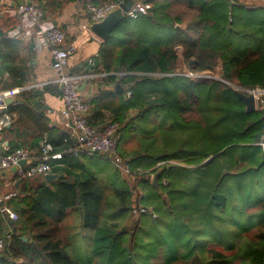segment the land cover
Listing matches in <instances>:
<instances>
[{"label":"trees","instance_id":"obj_1","mask_svg":"<svg viewBox=\"0 0 264 264\" xmlns=\"http://www.w3.org/2000/svg\"><path fill=\"white\" fill-rule=\"evenodd\" d=\"M69 1H39L37 6L48 13L50 7L60 9ZM82 1L100 5L122 0ZM142 1L150 4L148 14L127 17L129 23L126 22L121 38H114V30L102 41L91 68L107 73L103 81L119 83L122 92L115 97L101 93L90 110L93 124L106 119L119 124L116 155L131 172L141 170L136 180L142 195L134 197V189L123 179L119 168L103 155L99 156L113 165L108 180L100 174H73L70 169H56L62 175L51 182L42 177L18 180V193L4 203L17 219L11 221L0 213V264H110V259L118 260V264H264V198L245 207V219L240 225L248 226L230 240L217 237L213 231L214 240L188 256L201 242L195 239L201 236L195 232V238L178 237L183 230L192 228L184 219L171 223V229L179 232L173 231L167 245L161 244L153 254L152 246L142 248L148 251L145 262L134 254L143 228L141 216L157 220L161 215L155 205L144 201L145 188L157 193L145 176L162 169L158 193L163 195L172 181L170 173L178 166L199 173L216 162L224 174L230 165L218 157L226 145L260 148L258 142L264 134V111L246 113L231 87L264 89V7L228 4L231 0ZM5 34L0 30V37ZM31 59L24 41L1 38L0 89L26 85L32 73ZM180 61L195 72L212 71L220 63L222 81L174 75ZM128 91L131 96L126 98ZM229 94L240 118L237 123L228 120L230 130L225 133L221 126V133L223 121L216 103ZM40 100L41 92L30 89L21 94L19 103L7 105V110L16 114V121L0 134L12 138L7 142L10 149L25 144L36 147L41 137L47 138L52 127ZM104 112L108 116L104 117ZM174 120L179 123L174 125ZM192 126L200 129L193 133L197 140L205 133L204 128L209 131L207 149L187 141L170 148L165 139L163 146L156 145L162 133L173 137ZM67 136L55 134L47 140L58 151L70 146ZM211 142L216 144L209 146ZM219 152L208 165L202 164ZM67 154L61 160L72 167ZM157 155L163 157L156 160ZM158 162L162 164L157 166ZM243 163L237 160V166ZM244 172L235 168L231 176L240 178ZM248 191L252 189H243V193ZM174 196L179 198L178 194ZM227 204L232 207L233 200L227 199ZM135 210L136 220L123 215V222L118 224L121 214H133ZM89 254H93L91 258ZM97 254L100 261L94 259Z\"/></svg>","mask_w":264,"mask_h":264},{"label":"rangeland","instance_id":"obj_2","mask_svg":"<svg viewBox=\"0 0 264 264\" xmlns=\"http://www.w3.org/2000/svg\"><path fill=\"white\" fill-rule=\"evenodd\" d=\"M229 2L230 4H232V2L243 4L249 8L258 6L264 7V0H231ZM126 22H128V20L118 26L113 32L115 39L121 38ZM130 23H132V21ZM192 73H194V71L184 62L180 61L174 75H186L191 79H196L190 76ZM206 73V79H219L221 74L220 63L212 71H207ZM226 99H228V102L225 101ZM216 104L220 106V108L219 106H216V108L218 107L220 109V119L223 121V123L220 124L221 133H224V128L221 126L225 127L226 133L230 130V125H228L227 121L229 120V122L237 123V120L240 118L239 113L235 112L236 103H234L233 96L229 94L223 96L221 102ZM211 107L214 108V106ZM260 110L264 111V108ZM178 123L179 120L173 121L174 125ZM163 125L162 123V126ZM195 131H200V129L192 126L185 129L183 132L176 133L173 137H169L168 134L162 133V138H158L160 140L156 145L163 146L162 144H165L163 139H165L170 148L174 147L180 141H187L192 146H198L203 150L207 149L205 142L208 138L206 135L210 134L209 131L204 128L203 131L205 133H203L200 140L194 138L193 133ZM226 137L229 141V137ZM221 141L220 139V142ZM213 144L216 143L211 142L209 146ZM222 151L223 153L218 157V160L222 163L227 162L230 165L226 168V173L224 174H221V167L215 164L216 162L211 164L204 172L201 171L199 173H194L198 170L187 171L183 169V167L178 166L170 173L169 177L172 181L163 195H160L158 193L159 191H157V193L152 191L149 187L145 188L146 200L144 201L151 202L155 205L157 211H159L161 215H159V219L157 220H151L144 215L141 216L143 228L140 232V236H138L140 240L134 248V254H138V259L141 262H145L148 253V251L142 249L145 245L152 246V254L155 253L156 250H159L161 244L167 245L170 240V235L175 230V228L171 229L170 227L172 222H183L184 219H187L188 224L192 227L191 230H183L182 235L181 233L178 235V237H182L181 239L187 237L195 238V232H197L196 235L201 236L199 240L197 238L195 239V242H201L198 246L192 248L193 251H190L191 253H189L188 256H191L194 251L199 252V250H203L204 246L212 242L215 238V236L212 235L213 231L216 233L217 237L221 238L223 236L225 240H230L234 234H237L242 228L248 226V223L240 225L245 219L243 214L245 207L250 203L258 202L264 198V164L258 167L262 159L263 150L250 145L227 144L226 149ZM220 152L216 153L214 158L219 155ZM237 160L241 162L244 161V163L237 166ZM172 162L176 161L173 160ZM208 163H210V161ZM90 164H92V166L96 165L101 170L103 167H108L109 165L107 161L101 159H93V162ZM235 168L237 172L247 171L244 172L245 175L240 178L232 177L231 175L235 172ZM106 169L107 168H104L103 170ZM119 171L123 177H127L126 180L128 185L134 189V197L136 198L138 194L142 195V188L139 185V181L136 180L138 176L128 177L120 169ZM152 175L145 176L144 179H147L148 183H150ZM8 187L9 188L4 189L6 191H0V194L5 195L12 192L11 186ZM243 189H252V191L243 193ZM175 194H178L179 198L176 196L173 197ZM227 199L233 200L232 207L227 204ZM110 208L111 210L109 213H112V207H109V209ZM225 208H228V210L226 211ZM136 214V210L133 214L130 211H125L124 214H121L118 224L123 222V215L125 218L128 217L129 219L132 218L136 220L138 218ZM175 231L178 230L176 229ZM180 251L183 250L181 249ZM172 253L175 252L172 251ZM92 255L93 254H89V257L91 258ZM94 259L100 261V255H95ZM110 261V264H118V260L115 261L110 259Z\"/></svg>","mask_w":264,"mask_h":264},{"label":"built area","instance_id":"obj_3","mask_svg":"<svg viewBox=\"0 0 264 264\" xmlns=\"http://www.w3.org/2000/svg\"><path fill=\"white\" fill-rule=\"evenodd\" d=\"M17 12L21 19L18 27L8 31L1 38L29 39L33 35L42 39L48 46L51 53V67L58 71L57 83L61 86V114L65 118L67 126L71 131L68 134L70 146L62 150H54L47 138L41 137L36 147L29 144L10 149L7 142L0 140V172L15 168L14 180H23L33 177H44L46 174L54 173L57 166L53 163L55 159H60L64 153L78 157L86 155H103L111 161L126 175L140 177V171L131 172L126 162H123L116 155V146L119 139V124L116 121L106 119L101 124H93L91 121V101L83 97L77 88V75L64 74V69L68 64V59L74 51L72 45L61 46L60 43L66 40V33L62 27L55 24L50 17L46 16L40 7L33 0H14ZM126 1V0H125ZM125 1H116L95 5L90 2L85 4L88 12L89 24L100 21L109 11L119 7ZM150 4L142 0H133V4L127 11V17L134 18L140 14H148ZM93 38L100 41L95 35ZM93 59H88L89 64H93ZM207 71L195 72L190 76L196 79L207 77ZM232 89L250 94L254 98L256 110L264 108V89L242 88L231 85ZM31 86L23 85L7 89H0V131L11 126L16 121V114L7 110L8 99L15 103L21 101V94L29 90ZM126 98L131 96L128 91ZM258 146L264 151V134L258 142ZM20 160H25L23 165H19ZM162 162H158L160 166ZM59 165V164H58ZM16 195V192L0 194V213L5 218L15 221L17 215L5 205V201ZM0 239V250L2 248Z\"/></svg>","mask_w":264,"mask_h":264},{"label":"crops","instance_id":"obj_4","mask_svg":"<svg viewBox=\"0 0 264 264\" xmlns=\"http://www.w3.org/2000/svg\"><path fill=\"white\" fill-rule=\"evenodd\" d=\"M33 1L37 5L39 1L41 4H45L51 3L52 0ZM45 15H48V17H50L55 24L62 27L65 31L66 40L60 43V45H72L74 47V51L68 59L67 66L62 69L61 72L64 74H73L78 76L77 88L82 96L91 101L92 104L93 102L95 103L96 98L99 97L101 93L114 97L115 94H120V92L115 91V85L119 83L107 84L103 81V78L107 75V73L103 71L99 72V70L96 69H91L95 65L94 57L98 53L102 40L100 39V41H98L93 38L94 34L89 30V17L88 12L85 9L84 1L71 0L64 4V6H62L60 9L50 7L48 13L46 11ZM20 24L21 19L17 12L15 1L0 0V30L7 33L15 27L20 26ZM20 40L24 41L32 54V59L30 62L32 73L30 80L26 85L31 86L30 89L41 92L40 101L43 103L45 115L49 120V126L52 127L47 138L49 139L50 136H54L55 134L68 135L71 131V128L70 126L66 125L65 118L60 112L62 107L61 86L56 81L59 73L51 67L52 57L48 46L42 39L36 37L35 35H33V38H21ZM31 45L33 46L31 47ZM90 58L94 60L93 64L88 63V59ZM45 86H48V89H45ZM11 103H13V101ZM104 114V117L108 116L107 112H104ZM0 138H4V140H2L4 142L12 140L11 137H7L5 135L3 136L2 134H0ZM70 156L72 159V167L71 164L68 166L67 162H62V156L60 159H55L53 161V163L57 164L54 169V173H59L61 177L62 173L57 172L58 169H70L73 174H79L80 176L84 173L85 175L93 174L94 176H98L100 174L104 175L105 178H103L107 180L109 178L108 175L112 174L113 165L109 162L108 167H103L102 170L96 165L92 166V164H90L93 162V159L104 160L97 154H82L78 157L72 155ZM104 168L107 169L103 170ZM13 172V169L0 172V191H6L4 189L9 188L8 186H11L12 192L18 193L20 184L18 181L14 180ZM42 178L37 177V179ZM123 179L126 180L125 177Z\"/></svg>","mask_w":264,"mask_h":264},{"label":"water","instance_id":"obj_5","mask_svg":"<svg viewBox=\"0 0 264 264\" xmlns=\"http://www.w3.org/2000/svg\"><path fill=\"white\" fill-rule=\"evenodd\" d=\"M133 4V0H126L124 3H121L119 7H116L109 11L100 21L93 22L89 26V30L97 36L102 41H105L109 38L110 34L121 24H123L127 20V11L130 9V7ZM230 4V2H228ZM33 45H31L32 47ZM193 61H190L192 63ZM223 78V74H220V78L217 80H221ZM225 82V81H224ZM233 90V93L236 95V97L241 100L244 104V111L246 113H251L256 111L254 98L250 94H245L241 91ZM115 91L122 92V87L120 84L115 85ZM12 100L8 99L6 101L7 104L11 103ZM163 157V155H157L155 157L156 160H159ZM213 157L208 158L206 162L203 164H207L209 161H211ZM25 163V160H20L18 164L21 166ZM262 164H264V151L262 152V160L258 167H260ZM162 169H158L150 179L151 186L156 190L159 191V176L161 174ZM13 171H15V168H13ZM60 177L59 173H49L44 176V180L47 182L54 181ZM25 239V237H23Z\"/></svg>","mask_w":264,"mask_h":264}]
</instances>
